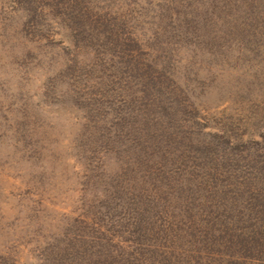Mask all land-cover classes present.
<instances>
[{
    "label": "rangeland",
    "instance_id": "374dc122",
    "mask_svg": "<svg viewBox=\"0 0 264 264\" xmlns=\"http://www.w3.org/2000/svg\"><path fill=\"white\" fill-rule=\"evenodd\" d=\"M0 264H264V0H0Z\"/></svg>",
    "mask_w": 264,
    "mask_h": 264
}]
</instances>
